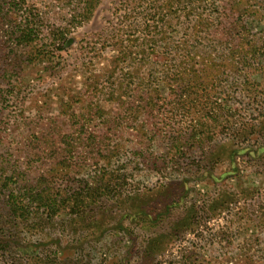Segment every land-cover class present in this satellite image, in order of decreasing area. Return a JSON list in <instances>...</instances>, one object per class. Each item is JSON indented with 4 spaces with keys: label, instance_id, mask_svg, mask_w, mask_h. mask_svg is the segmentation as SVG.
Wrapping results in <instances>:
<instances>
[{
    "label": "rangeland",
    "instance_id": "374dc122",
    "mask_svg": "<svg viewBox=\"0 0 264 264\" xmlns=\"http://www.w3.org/2000/svg\"><path fill=\"white\" fill-rule=\"evenodd\" d=\"M20 1L44 20L0 28V264H264V0ZM41 176L106 195L13 220Z\"/></svg>",
    "mask_w": 264,
    "mask_h": 264
},
{
    "label": "trees",
    "instance_id": "16d2710c",
    "mask_svg": "<svg viewBox=\"0 0 264 264\" xmlns=\"http://www.w3.org/2000/svg\"><path fill=\"white\" fill-rule=\"evenodd\" d=\"M58 1L65 2L69 6L70 11L74 14V19H71L73 24L74 22L83 24L90 21L100 2V0ZM180 1L182 3L185 2V0ZM153 2H158V0H153ZM166 2L169 5L175 4L174 2ZM24 4V1L20 0H0V28L6 25L7 38L16 43V45H29L36 42L37 37L35 34H37L36 32L43 25L44 20L41 15L35 14L31 9L23 7ZM186 18L190 19L188 16ZM56 33V37H60L61 42L64 43L65 39L62 33ZM181 142L178 141V143ZM0 171H3V169L0 168ZM11 180L12 177L4 176L1 173L0 187L8 185ZM37 182L38 184L32 186L28 184V181L23 180L20 184H16L17 187L8 193L4 207L13 220L26 221L30 216H36L34 219L39 220V217L43 216L39 212L40 210L44 212L47 220H50L60 216L65 208L76 217L85 216L89 207L96 202V199L102 195H106V192L95 190L86 185L85 190L80 188L77 191L69 193L67 197L58 199L57 196L46 193L49 191V188L46 190V187L42 186L45 185V177L41 176Z\"/></svg>",
    "mask_w": 264,
    "mask_h": 264
}]
</instances>
